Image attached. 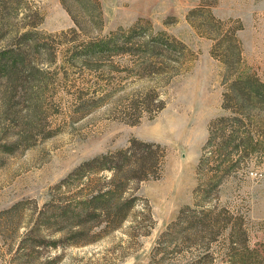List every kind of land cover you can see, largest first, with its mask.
I'll list each match as a JSON object with an SVG mask.
<instances>
[{"label":"rangeland","instance_id":"rangeland-1","mask_svg":"<svg viewBox=\"0 0 264 264\" xmlns=\"http://www.w3.org/2000/svg\"><path fill=\"white\" fill-rule=\"evenodd\" d=\"M15 1L17 26L23 7L42 20L24 68L0 76V264H264V107L236 129L251 131L253 144L240 146L209 194L242 256L227 255L224 227L205 222L194 238L185 221L181 232L165 234L194 202L208 126L227 114L230 83L246 73L264 82V0ZM112 35L118 45L94 54L96 41ZM18 37L0 36V48L25 47ZM235 107L247 113L245 103ZM134 140L152 143L150 178L112 181L111 169L69 177ZM212 168L204 163L202 173ZM115 184L133 196L116 228L96 225L91 214L84 227L59 230L67 223L55 217L60 205ZM77 229L88 242L71 243Z\"/></svg>","mask_w":264,"mask_h":264},{"label":"trees","instance_id":"trees-1","mask_svg":"<svg viewBox=\"0 0 264 264\" xmlns=\"http://www.w3.org/2000/svg\"><path fill=\"white\" fill-rule=\"evenodd\" d=\"M16 2L18 1L0 0V36H8L14 32V36H19L18 39L25 42L26 46L24 47L20 43H10L0 48V76L17 72L16 70L20 68V65L24 68L26 50L30 48V42L35 43L34 35L37 34L35 29L42 20L38 10L23 7L25 13L21 19L24 22H22V25L17 26V22L10 21L15 18L14 4ZM6 19L7 23L5 22ZM5 25H7V29L2 31ZM133 28L134 26L130 29ZM161 35L163 33L159 32L156 37L160 38ZM118 40V37H113V35L107 38H99L95 43L96 50L93 53H102L108 46L118 45ZM174 42L177 41L175 40ZM80 56V54L74 55L77 59ZM224 96L222 107L227 111V114L220 115L209 123L208 136L203 144L202 155L197 163V184L193 190L194 202L191 206H186L179 211L177 218L166 227L165 234L181 232L185 221L188 222L186 229L189 231V235L194 238L199 237L200 227L205 222L217 230L221 227L227 228V255L231 259L232 256H242L237 250L238 244L234 237L236 233L233 232L232 226L228 225L226 218L223 217L224 209L219 208V205L211 199L209 194L212 191L218 192L219 187L224 182L225 176L223 172L231 168V162L233 163L235 155H242L240 146L242 144H246L244 146L253 144L251 140L253 141L254 138L251 131L248 132L244 129L243 135H238L236 129L246 128V122L257 120L254 110L264 107V82L259 77L249 73L244 74V76L239 75L232 80ZM240 103H245V106H247L246 114L236 109L235 106L240 105ZM154 106L156 109L161 108L163 102L159 101ZM151 145L152 143L144 141H131L125 148L119 149L114 153H101L83 161L71 172V175L69 174V177L74 176V174H82L85 170L90 169L95 171L111 169L112 181L118 176L126 178V180L132 178L140 181L148 179L154 175L147 164V158L150 153L148 147ZM246 149L247 147H243V153ZM125 160L128 163L125 167H122L123 165L119 162ZM209 162H212L213 168L208 173L203 174V165ZM110 163L112 165H109ZM65 180L63 179V181ZM61 184H63L62 181L59 185L61 186ZM124 185L97 187L78 199L75 202L76 205L64 203L60 205L59 213L55 217H59L58 222L65 220L67 223L59 227V230L64 232L67 228L84 227L86 220H89L88 217L91 214L98 222L96 225L104 224V227L116 228L125 219L127 211L133 204V196L124 194ZM97 202L100 205H97ZM109 202H112V205ZM89 218L92 219V217ZM34 227L25 231V234L20 239L21 243H24L29 235L32 234V231L36 229ZM84 234L80 229L74 231L71 238L79 237V239H75L71 243L88 242L87 239H80L81 236H85Z\"/></svg>","mask_w":264,"mask_h":264}]
</instances>
